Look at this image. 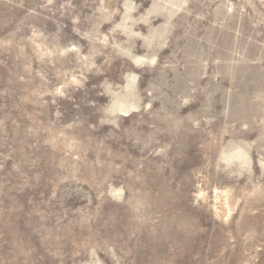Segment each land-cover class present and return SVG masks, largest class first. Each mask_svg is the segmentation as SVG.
Instances as JSON below:
<instances>
[{
	"label": "rangeland",
	"instance_id": "obj_1",
	"mask_svg": "<svg viewBox=\"0 0 264 264\" xmlns=\"http://www.w3.org/2000/svg\"><path fill=\"white\" fill-rule=\"evenodd\" d=\"M0 264H264V0H0Z\"/></svg>",
	"mask_w": 264,
	"mask_h": 264
}]
</instances>
